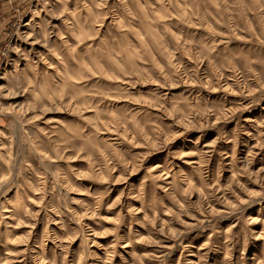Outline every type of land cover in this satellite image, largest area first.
<instances>
[{
  "label": "rangeland",
  "instance_id": "rangeland-1",
  "mask_svg": "<svg viewBox=\"0 0 264 264\" xmlns=\"http://www.w3.org/2000/svg\"><path fill=\"white\" fill-rule=\"evenodd\" d=\"M0 264H264V0H7Z\"/></svg>",
  "mask_w": 264,
  "mask_h": 264
},
{
  "label": "built area",
  "instance_id": "built-area-1",
  "mask_svg": "<svg viewBox=\"0 0 264 264\" xmlns=\"http://www.w3.org/2000/svg\"><path fill=\"white\" fill-rule=\"evenodd\" d=\"M7 0H0V8H1V5L6 2Z\"/></svg>",
  "mask_w": 264,
  "mask_h": 264
}]
</instances>
